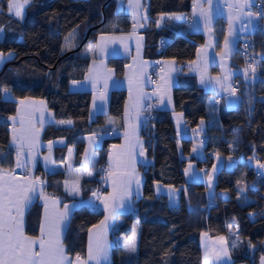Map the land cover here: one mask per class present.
Here are the masks:
<instances>
[{
  "label": "trees",
  "instance_id": "obj_1",
  "mask_svg": "<svg viewBox=\"0 0 264 264\" xmlns=\"http://www.w3.org/2000/svg\"><path fill=\"white\" fill-rule=\"evenodd\" d=\"M191 4L192 0H149L150 22L154 23L160 14L190 12ZM5 7L6 0H0V27H5L0 50L11 52L12 56L0 68V89H10L15 97L43 98L58 120H73L71 126L51 125L45 129V139L64 137L66 143L56 147V170L45 172L38 168L46 179L45 191L67 198L64 181L71 177L72 171L66 166L79 165L85 147L83 136L120 127L126 98L125 88L112 89L108 113L91 117V92L70 90L69 83L83 77L90 60L86 48L97 34L102 30H127L131 21L126 12L116 9L115 0H46L29 6L21 22H13L6 28ZM182 27V32L167 27L159 29L156 44L161 49L154 56L173 57L186 69L185 62L195 57L204 34L190 32V28L185 31L184 21ZM218 31L221 33L222 29ZM163 34L168 40L161 44L159 38ZM253 36L260 75L247 84L243 80L238 103L219 110L214 116L216 121L204 129V134L200 133L205 136L204 159L183 155L190 153L193 139L178 138L172 111L157 109L142 127V134L151 138L146 145L152 160L144 170L142 195L135 199L132 211L118 215L116 228L117 234L129 236L133 225L139 224L135 264H202L203 231L227 237L235 234L240 239L236 249L230 248L234 264H259L264 255V174L250 163L251 158L264 161V27ZM236 55L239 57L238 51ZM125 61L110 58L117 75H122ZM210 96L209 91L197 84L194 75L183 72L173 89L175 109L182 112L191 127L210 117ZM17 105L16 99L7 102L0 99V154L5 157L0 159V167L14 163L9 116ZM118 139L117 135L103 140L97 149L95 165L105 160L108 145ZM70 148H73L71 155ZM217 153L233 155L234 165L220 168L213 194L209 195L202 181H187L184 167L188 158L194 159L198 166L210 165ZM156 182L180 187L178 205L169 204L166 194H155ZM240 188L250 197L249 201L239 202ZM212 199L217 204L208 206ZM103 216V210L94 206L83 204L73 209L64 238L69 254L86 252L88 229ZM39 217V204H32L27 211L29 233L38 231ZM249 242L253 247H249ZM121 252V245L116 243L111 264H122Z\"/></svg>",
  "mask_w": 264,
  "mask_h": 264
},
{
  "label": "crops",
  "instance_id": "obj_2",
  "mask_svg": "<svg viewBox=\"0 0 264 264\" xmlns=\"http://www.w3.org/2000/svg\"><path fill=\"white\" fill-rule=\"evenodd\" d=\"M46 0H33V2L29 5L33 4H39ZM149 0H139V3L141 7L137 10L138 16L137 20L134 21L133 18V9L129 7V0H115V7L117 10H122L127 13L131 25L127 30H102L100 31L95 40L90 43L86 48V53L89 55V65L83 75L82 78L79 79H73L69 83L70 90L73 91H85L88 90L91 92V102L89 107V115L91 117L96 116L97 114H107L109 109V97H110V91L114 88H125L126 89V98L123 105V113H122V122L120 127L110 129L109 131H98V132H90L86 133L83 136V139L85 140V147L83 150V153L81 155L80 163L78 166H71V164L66 166V169L69 171H72L71 177L65 179L64 181V190L66 197H63L62 195H57L53 193H47L45 191V185H46V179L44 174L39 172V167L42 168L43 171L49 172L56 170L58 168L57 163L55 161V155H56V147L62 146L66 143V138L64 137H54L50 139H45L44 137V131L48 126L54 125V126H71L73 124L72 119H61L58 120L55 116L54 111L49 108L47 105V101L40 97H34V96H24V97H15L10 91L9 99H16L18 102L17 109L21 107L19 104L20 100H25V98H28L25 102L28 107V111L31 112L34 110V115L31 117V121L29 123V120L26 116L25 119V125L26 127L31 128V135L33 138L34 147L31 149L32 155L35 157V162L33 163L31 160H29L28 167L25 168H17L15 170V176L17 178L23 179L24 177H30L32 180H39L43 181L44 183L38 184L37 188V195L34 197L33 204L38 203L39 204V211H40V217H39V227L38 231L34 234L29 233L26 229L27 224V211L25 213V233L29 236H38L40 234V225L43 221L44 217V200L40 196V193H43L44 197H47L49 199V202L52 199H57L60 201L58 207L61 211L64 209V205L68 204L71 207V214L74 208L79 207L83 204L94 206L97 208H100L104 212V216L91 225L88 229V237H87V249L86 252L81 255L82 258H87L88 254V243H89V230H92V234H95L99 230L100 222L105 219V216L109 215V212L111 211V208L113 207V202L111 199L107 201L109 207L108 209H105L104 207V197H107L109 193L113 191L112 188V182L110 179L107 178V170H108V157L110 152H117L120 150L121 146H126V139H125V131L128 130L127 125L128 124H135L136 121L134 119H129L127 122L125 120V108L127 105L131 103L130 101V92H129V80L131 79L132 82V95L135 96L137 89L142 88V91L146 93L143 100V104L145 105L148 102H154L156 105L160 104L159 98L161 96L164 97V103L161 104L159 107H156V109H167L172 111V116L174 120V126L177 131L178 138H194L197 137L196 133L192 132L196 127H191L188 122L185 120L182 112L177 111L175 109V102L173 97V89L174 87L179 83V76L183 72L185 74H192L196 77L197 84L203 88L206 91H209L211 93L210 101L208 104V112L210 117L202 119V126L204 129H206L207 126L210 124H213L214 121H216V118L214 116L217 115V112L219 110H225L231 107H234L239 100L240 94L239 91H236L234 97H229L227 93L223 90H221L220 85H216L215 88H213L211 85L204 86L200 84V76L197 72H194L189 67V62L191 61H197L198 52L201 53V60L198 61L200 63L201 67H203V58H204V52L207 53V59L209 61L208 68H207V75L212 78L221 77L228 72H231L232 75L229 76V82L233 85L234 78L241 73V68L239 67L238 63V57L236 55L239 42L241 39L250 34L255 26L256 22L258 20L257 16H253V26L246 28L245 30H241V24L247 23V14L250 11L253 14H256V12L253 10V2L254 0H250L251 7L250 9H244L243 10V16L240 18L238 17V13L236 9L232 10V17H233V32L234 35L231 38L230 47H231V54L230 55H224V53L227 51L225 49V37L229 35L230 27L228 23L229 19V9L224 4V0H213V18L211 20V23L206 27L201 20L198 26L191 25L190 32H199L201 31L204 34L203 41L199 44L196 55L193 59L185 62L186 69L183 68V65L179 63V61L173 57H155L154 53H157L161 47H159L157 43V38L159 35V29L167 27L170 29H175L177 32H182V26L184 19L181 20H175L170 19V17H173L175 15H183L181 12L177 13H166V14H160L154 18V23L150 22V15L147 12V5ZM229 3H244V0H228ZM133 3H136V0H133ZM28 6V7H29ZM205 8H208V4L205 0L204 5ZM217 6L220 7L221 12L217 13L216 8ZM27 7V8H28ZM26 8V10H27ZM26 10L24 11V15L26 13ZM5 13L8 15V21L6 28L9 27L13 22H21L22 20L18 17H16L13 14H9L7 11V0H6V7L4 9ZM193 7L191 4V10L190 14L192 17ZM147 15L148 19L145 21L143 19H139V17ZM24 18V17H23ZM197 20L200 18L197 17ZM134 23L136 24L135 32L133 31ZM143 24L144 27H140V25ZM159 24V26H157ZM5 27L1 26L0 29L3 31L0 32V38L4 36L5 33ZM218 29H222V32L220 33ZM101 37H104L105 39L102 40ZM113 37H119L120 40H115L113 42ZM142 37V39H141ZM122 41V42H121ZM211 44L212 47H207V45ZM104 48L102 51L101 48ZM125 47H127V51H125ZM115 50H118L114 52ZM203 50V51H202ZM0 52H3L0 50ZM7 54V52H3ZM9 53V52H8ZM112 57H120L125 59V65L122 75H117L115 68L110 64L109 60ZM160 59V68H158L155 72L153 71L155 62ZM172 61V64H168L166 62ZM3 63H0V68L3 66ZM223 66V67H222ZM174 69V70H173ZM90 70H92V74L95 76L97 72L99 74L106 78L107 77V70H111V76L112 79L119 82L118 87L112 86V80H109V88L107 90V102L104 104L103 109L99 108H93V97L94 95H99V91L103 90V79L99 81V83L96 85V88H93V83L91 80L86 79V77L89 76ZM152 71L154 72L155 79L152 78ZM244 80V76H243ZM76 82V83H73ZM3 94V93H2ZM4 95V94H3ZM171 97V103H168V96ZM151 97V98H149ZM99 103V102H98ZM17 109L16 111L9 116V143L12 140L13 136V128L14 124L13 121L10 119V117H14L17 115ZM134 115V113H133ZM41 116L43 117V125L40 123ZM143 116L146 117L145 112L143 113ZM19 119V118H18ZM64 121H72L71 124L67 123H61ZM145 122L143 121V117L141 118L140 126L138 129L137 136L133 139L135 140L138 138L142 142V150L144 152V156L141 157L138 154L134 155V159L136 161L135 163V170L140 176V188L139 191H135V184H133V194L131 197V203L129 206L125 207L124 209L119 210L114 220H109V228L107 232V239L109 243L111 244V260H112V254H113V247L116 243L121 245L122 252H121V263L122 264H135V256L137 253L138 248V238H139V232H140V226L138 223H135L132 227V233L129 236H124L122 234L116 233V228L118 227V215L121 213L129 212L133 210L134 207V201L136 198L140 197L143 192V180H144V170L146 165L151 162L152 157L149 155L146 145V140L144 135L142 134V127L144 126ZM185 124H188L187 127H184ZM189 127V128H188ZM15 128L19 129L20 124L17 122L15 124ZM96 134L99 142L96 146V156H97V149L102 145L103 140L108 136H117L119 137L118 141L112 142L108 145V149L106 152L105 160L101 163H98L95 165V158H92L91 162L87 165L86 171L92 172V176H87L82 172V169H84V161H85V150L89 148V140L88 138L92 136L93 134ZM49 142H52V148L51 153H49L48 144ZM113 145L116 146V148H113ZM14 149V163L11 166L8 167H0L5 170H11L15 168L16 164V148L15 146H12ZM73 149V148H71ZM140 151V148L138 147L136 149V152L138 153ZM51 155L52 158V164H48L45 161V157ZM28 158V150L25 149V156L22 157V159ZM105 169V173L102 174L101 170ZM21 172L22 175L18 176L17 173ZM103 178V179H102ZM79 179L80 184V193L77 196L70 195L69 192L66 190L65 182L68 183V187L70 188L72 184ZM102 183L104 190L102 193L97 192V187L99 184ZM97 192L100 196V199H96L95 197H92V193ZM77 201V204L73 206V201ZM83 201L84 203L81 204L79 202ZM179 202V192L176 194V196L173 198L172 202H169V204L176 206ZM51 207V204H49ZM97 227H93V226ZM207 234V235H205ZM223 236L225 237V244L222 245V242L217 240V237ZM135 240L136 245V251L134 253H128L126 244L130 242L131 240ZM64 242V241H63ZM205 244H207L210 254L215 252H220L223 246H227L229 249V256L230 260L228 258H224V260L221 262V264H234L233 263V257L231 254V246L229 245V241L226 235L220 234V235H210L207 231H203L200 234V245L202 250V264H205ZM65 245V243H64ZM66 248V246H65ZM67 250V249H66ZM67 254L70 258L74 260L75 255L69 254L67 251ZM209 264H212L211 261H209Z\"/></svg>",
  "mask_w": 264,
  "mask_h": 264
},
{
  "label": "snow or ice",
  "instance_id": "obj_3",
  "mask_svg": "<svg viewBox=\"0 0 264 264\" xmlns=\"http://www.w3.org/2000/svg\"><path fill=\"white\" fill-rule=\"evenodd\" d=\"M33 2V0H7V11L9 14H13L21 20L24 17V11L26 8ZM205 0H192V17L187 18L183 15H175L170 17V19L181 20L189 19L190 24L193 26H198L202 20L204 25L207 27L213 18V0H206L208 8H205ZM224 4L229 9V35L225 37V49L227 50L224 55L231 54L230 42L231 38L234 35L232 30L233 28V17L232 10L236 9L238 17L243 16L244 9H250L251 4L250 0H244V3H229L228 0H224ZM129 7L133 9V18L134 21L137 20V10L141 7L139 0H136V3H133V0H129ZM2 10V9H0ZM217 13L221 12L219 6L216 8ZM264 17V12L253 14L250 11L247 14V23L241 24V30H245L248 27L253 26V16ZM200 19L197 20L196 18ZM139 19L147 20V15L139 17ZM159 26V24L157 25ZM136 24L134 23L133 31L135 32ZM140 27H144L143 24ZM3 30L0 29V32ZM104 40V37H101ZM119 37H113V42L115 40H120ZM142 39V37H141ZM122 42V41H121ZM207 47H212L211 44ZM103 51L104 48L102 47ZM125 47V51H127ZM118 50L114 49V52ZM203 51V50H202ZM12 53L7 54L0 52V63L5 62L7 58H10ZM201 60V53L198 52L197 61L189 62V67L192 71L197 72L200 76V84L204 86L211 85L213 88L216 85H220L221 90L225 91L227 95L231 98L235 96L236 89L229 82V76L232 75L231 72L227 74L212 78L207 75L208 68V59L207 53L204 52L203 58V67H201L198 61ZM159 63V62H158ZM172 64V61L166 62ZM254 63V62H253ZM223 67V66H222ZM251 77L254 79L256 76V69L254 66H251ZM174 70V69H173ZM244 79H249L248 69L243 70ZM86 79H89L93 83V88H96V85L101 79H103V90L99 91V95H94L93 97V108L103 109L104 104L107 102V90L109 88V80H112V86L118 87L119 82L112 79L111 70H107V77H102L99 72L94 76L92 70ZM76 83V82H73ZM4 95L0 96V99L7 102L9 99L10 91L8 88L4 87L0 89ZM129 92H130V101L131 103L125 108V120L126 122L129 119H134L135 124H128V130L125 131L126 146H121L120 150L113 153H109V163L107 170V178L112 182L113 191L108 194L107 197H104V207L108 209L109 205L107 201L109 199L113 202V207L109 212V215L105 216V219L100 222L99 230L97 233L92 234L90 229L89 243H88V254L87 258H82L77 254L74 258L69 257L67 250L64 245V238L67 229L70 227L71 222V207L68 204L64 205L63 211L58 207L60 201L57 199H52L49 202L47 197L43 196V193H40V196L44 200V217L40 225V234L38 236H29L25 233V213L30 210L34 197L37 195V185L44 183L39 180H32L30 177H24L23 179L17 178L15 176V170L17 168H27L29 160L33 163L35 162V157L32 155L31 149L34 147L33 138L31 135V128L26 127L25 119L26 116L31 121V117L34 115V110L29 112L26 105V100H20V108L17 109V115L10 117L13 121V136L10 142V146H15L16 148V164L15 168L5 170L0 168V264H111V244L107 239V232L109 228L108 221L114 220L119 210L124 209L129 206L131 203V197L133 194V184H135V191L138 192L140 188V176L135 170V159L134 155L138 154L143 157L144 152L142 150V142L134 137L137 136L138 129L140 126L141 118L146 122L150 117L143 116V113L146 111H151L154 107H159L164 103V97L159 98L160 104L158 105H147L146 107L143 104V100L147 95L142 91V88H138L136 95H132V82L129 80ZM151 98V97H149ZM99 102V103H98ZM168 103H171V97L168 96ZM134 113V115H133ZM19 118V119H18ZM20 124V128H15L16 123ZM43 117L41 116L40 123L43 125ZM61 123L71 124L72 121H64ZM111 123V121L109 122ZM203 123V122H201ZM89 148L85 150V161L84 169L82 172L87 176H92V172L86 171L87 165L91 162L92 158L96 156V146L98 145L99 139L94 133L88 138ZM202 143L199 146H194L192 151L197 152L199 147H202ZM140 148V151L137 153L136 149ZM28 150V158L22 159L25 156V149ZM49 153H51L52 142L48 144ZM115 149L116 146L113 145ZM69 155L73 152V149H69ZM3 154H0V159H4ZM45 161L48 164H52L51 155L46 156ZM217 159L220 160L221 157L217 154ZM228 160L231 161L232 157L229 156ZM257 165L260 169H264V163L257 162ZM189 165V169H191ZM218 166L213 165L212 174L209 175L208 181L209 184L212 183L215 172L217 171ZM103 179V178H102ZM66 190L70 195L77 196L80 193V184L79 179H77L72 186L69 188L68 183L65 182ZM92 197L100 199V196L97 192L92 193ZM83 204L84 202H79ZM51 204V207L49 206ZM77 204V201H73V206ZM94 228L97 226H93ZM207 235V234H205ZM217 240L222 242V245L225 244V237H217ZM232 249H236L238 244L233 242L231 245ZM249 247H253L249 242ZM127 252L134 253L136 251L135 240H131L126 244ZM224 258H228L229 249L225 245L222 247L220 252L213 251L211 254L209 252L207 244H205V264H209V261L212 264H221ZM260 264H264V257H261Z\"/></svg>",
  "mask_w": 264,
  "mask_h": 264
},
{
  "label": "rangeland",
  "instance_id": "obj_4",
  "mask_svg": "<svg viewBox=\"0 0 264 264\" xmlns=\"http://www.w3.org/2000/svg\"><path fill=\"white\" fill-rule=\"evenodd\" d=\"M257 61L258 60L255 57L254 60H253L254 63L251 64V66H254L255 69H256L255 78L253 79L251 77V67L249 65L248 66L249 79H247V80L244 79V83L245 84H247L249 82H253L254 80H256L259 77L260 74H259V70H258V67H257ZM239 62L240 61H239V57H238V63ZM201 122L198 124V126L192 132H194V133H196L198 135H200V133L204 134V127L202 126ZM201 142H203L202 143V147H199L197 152H193L192 151L193 147L201 145ZM204 145H205V141L204 140H201L198 137H194L193 140H192L190 153L183 154L181 145H180V148H181L180 151H181V154H183L184 156H189V157L190 156H194V157H197L199 159H204L206 157V153H205V150H204ZM217 154H219V156L221 157L220 160L217 159ZM217 154H214V159H213V161H212V163L210 165H207L206 163H203L202 166H198L197 162L194 159L188 158V160L186 162V165L184 167V173H185V177H186L187 181H202L203 183L206 184V192L209 195L213 194L214 184H215V181L217 179V172L220 170V168H222V167L231 168L234 165L233 155H230L232 157V160L229 161L228 160L229 156H225V155H223L221 153H217ZM258 161H259V163H264V161H260V160L254 159V158L250 159V163L252 165H254L260 173L264 174V169H260L258 167V165H257ZM189 165L192 166L191 169H189ZM213 165H217L218 168H217V171L214 174L212 183L209 184L208 177H209V175L212 174ZM204 166H207L206 170H204ZM154 190H155V194L156 195L166 194L168 202H172L173 198L179 192L180 187H177V186H174V185H171V184H164V183L156 182L155 185H154ZM238 200H239L240 203H244V202H247V201L250 200V197H248V195L245 194L244 189H242V188L239 189ZM227 238H228L230 246L233 244V242H236L238 245H240V239L235 234L229 235V237H227ZM238 264H242V263H238Z\"/></svg>",
  "mask_w": 264,
  "mask_h": 264
},
{
  "label": "built area",
  "instance_id": "obj_5",
  "mask_svg": "<svg viewBox=\"0 0 264 264\" xmlns=\"http://www.w3.org/2000/svg\"><path fill=\"white\" fill-rule=\"evenodd\" d=\"M253 10L256 13H260V12H264V0H254L253 2ZM184 17L187 18H191V14L190 12H186L183 14ZM184 23H185V31H187L192 24H190L189 19H184ZM264 27V17H258V20L256 22V26L254 28V30L244 36L241 41L239 42L238 45V55H239V66L241 68V73L239 75H237L234 80H233V87L236 89V91H239V87L241 82L243 81V70L244 69H248V66L251 65L253 63V60L255 58V51H254V46H255V38L253 36V33L256 32L257 30L261 29ZM168 40V37L166 35H161L159 38V43L164 44L166 41ZM159 62V63H158ZM158 68H160V59H158L155 62L153 71L155 72ZM152 71V78L155 79L154 76V72ZM156 105L154 102H148L146 103L144 106L146 107L147 105ZM156 107H154L150 112L146 111V117H150V119L154 116V113L156 111ZM184 127H187V125H184ZM145 137V136H144ZM197 137L201 140H205V136L203 135H197ZM145 140L148 144L151 143V138L150 137H145ZM207 169V166H204V170ZM105 169L101 170V173L104 174L105 173ZM18 176L22 175L21 172L17 173ZM104 190V187L102 185V183H100V185L97 187V192L98 193H102ZM215 204H217V201L215 199L209 200L207 202L208 206H214Z\"/></svg>",
  "mask_w": 264,
  "mask_h": 264
},
{
  "label": "water",
  "instance_id": "obj_6",
  "mask_svg": "<svg viewBox=\"0 0 264 264\" xmlns=\"http://www.w3.org/2000/svg\"><path fill=\"white\" fill-rule=\"evenodd\" d=\"M262 257H264V255H263ZM260 262H261V258H260V260H259V264H260Z\"/></svg>",
  "mask_w": 264,
  "mask_h": 264
}]
</instances>
